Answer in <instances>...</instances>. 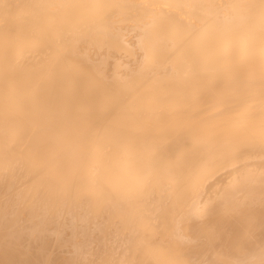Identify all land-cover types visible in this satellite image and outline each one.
Instances as JSON below:
<instances>
[{
	"label": "bare ground",
	"instance_id": "bare-ground-1",
	"mask_svg": "<svg viewBox=\"0 0 264 264\" xmlns=\"http://www.w3.org/2000/svg\"><path fill=\"white\" fill-rule=\"evenodd\" d=\"M264 264V0H0V264Z\"/></svg>",
	"mask_w": 264,
	"mask_h": 264
},
{
	"label": "clouds",
	"instance_id": "clouds-1",
	"mask_svg": "<svg viewBox=\"0 0 264 264\" xmlns=\"http://www.w3.org/2000/svg\"><path fill=\"white\" fill-rule=\"evenodd\" d=\"M175 264H180V262L179 261H176Z\"/></svg>",
	"mask_w": 264,
	"mask_h": 264
}]
</instances>
